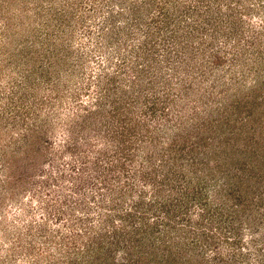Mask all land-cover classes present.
<instances>
[{"label": "rangeland", "instance_id": "rangeland-1", "mask_svg": "<svg viewBox=\"0 0 264 264\" xmlns=\"http://www.w3.org/2000/svg\"><path fill=\"white\" fill-rule=\"evenodd\" d=\"M0 264H264V0H0Z\"/></svg>", "mask_w": 264, "mask_h": 264}, {"label": "trees", "instance_id": "trees-1", "mask_svg": "<svg viewBox=\"0 0 264 264\" xmlns=\"http://www.w3.org/2000/svg\"><path fill=\"white\" fill-rule=\"evenodd\" d=\"M135 161V160H134ZM143 162V161H142ZM142 165V164H141ZM134 166H136V164L135 165H133V167ZM97 172H101V173H103V175L105 174V172L106 171H104V170H101V171H97ZM108 178V173H106V179ZM115 188V187H114ZM114 188L112 187V188H110L111 190H112V192L114 191Z\"/></svg>", "mask_w": 264, "mask_h": 264}]
</instances>
